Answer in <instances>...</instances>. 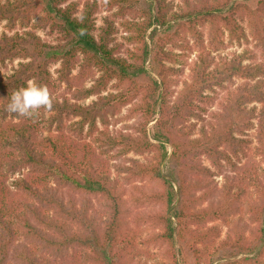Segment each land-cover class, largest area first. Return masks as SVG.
<instances>
[{"label": "trees", "instance_id": "obj_1", "mask_svg": "<svg viewBox=\"0 0 264 264\" xmlns=\"http://www.w3.org/2000/svg\"><path fill=\"white\" fill-rule=\"evenodd\" d=\"M150 1L145 7V0H0V23L22 29L0 35V71L8 60L22 59L0 81V264L11 251L25 264H42L34 249L17 248L22 235L61 256L82 249L95 264H133L127 252L133 254L137 231H131L142 226L153 230L145 241L165 247L170 259L156 264H179L182 249L198 261L210 249L255 252L227 264H264V0L255 7L181 0L178 11L175 0ZM101 7L116 8L112 16L123 19L132 45L127 55L112 17L97 27ZM203 24L210 46L198 30ZM39 30L58 33L61 42L44 43ZM225 31L231 42L251 38L256 53L213 55L209 47L224 45ZM187 36L193 46L184 44ZM176 47L197 51L183 80L187 63ZM52 63H60L56 79ZM111 83L117 90L103 94ZM217 91L223 92L218 109L205 118L202 110L218 100L210 94ZM91 96L96 99L82 103ZM125 106L124 117L140 121L131 132H112L110 118ZM192 118L204 123L198 127ZM169 147L173 180L163 173ZM113 152L125 161L110 164L104 157ZM22 169L28 172L12 181V191L8 175ZM244 213L256 224L252 239L233 219ZM218 221L229 225L224 238Z\"/></svg>", "mask_w": 264, "mask_h": 264}, {"label": "rangeland", "instance_id": "obj_2", "mask_svg": "<svg viewBox=\"0 0 264 264\" xmlns=\"http://www.w3.org/2000/svg\"><path fill=\"white\" fill-rule=\"evenodd\" d=\"M2 1H4V0H2ZM98 1L100 3H102L104 0H98ZM239 1L249 3L253 7H255L257 2H258V0H239ZM150 2H151L150 0H145V3H144L145 7L147 6L146 4H148ZM183 5H184V3L181 0H175L173 3V11L180 10L183 7ZM115 10H116V8H114L111 11H108L104 7H101L99 12L96 15V19H97L96 22H97V27H100L103 25L104 18L106 16H110L114 19V21L116 22L115 25L117 28V33L115 35L116 42L123 44L122 55L124 56V55H127V49L132 48V45L129 44L125 38L127 33L124 31L123 27L121 26V22L123 21V19L119 18V17L112 16V13ZM6 24H7L6 21H3L0 23V35L5 33V32L10 34V35L14 34L15 32H22V29H20L18 26L16 28H14L13 30H9L6 27ZM242 24L245 27L246 32L249 33V28L247 26V22H243ZM198 30H199V32H201L205 44L210 46L209 45V33H208L209 28H208V25L207 24L199 25ZM150 32H151V30H149L147 35L150 34ZM37 33L42 38L43 42L46 44L56 45V44H59L61 42L59 40L60 35L56 32H50L48 30H39ZM187 34H189V33H186L185 35H187ZM187 37L188 38L186 39L184 44L186 45L188 43L189 46H193L194 38L191 36H187ZM249 39L250 40H248V42L244 41L242 44H239L237 42H231V41H229V38H228V32L225 31L224 35L222 36V39H221L224 42V45H219V46L213 45L212 47H214V48L209 47V49H211L213 51V55H216L218 53H222L223 55H227L228 57H231L233 53H241V52L245 51L246 48H250L254 51V53H256V50H255L256 48H255L254 42H252L251 38H249ZM216 48H218V49H216ZM175 50L178 53L183 52L184 55L181 56L180 59L182 60V62L187 63V65L184 69V74L182 75V80H183L189 74V67L197 59V51L196 50L190 51V49H187V51H182L178 47H176ZM21 61H22L21 58H17L14 60H8L1 67L0 81L5 79L8 75H10L13 72V70L16 67H18V65ZM248 62H250V61H248ZM59 67H60V63H54V64L52 63L49 66L53 79L57 78V76H58L57 70ZM147 67L150 70L152 77L159 80V78L154 74L153 66L150 64V62L147 63ZM78 74H79V66H77L76 69L73 70V75H78ZM237 82L239 83L240 80H237ZM91 84H92L91 81H87L85 83V86L89 87ZM181 86L182 85L178 86L176 88V90H179L181 88ZM64 88H65V86L63 87V89ZM116 90L117 89L114 86V83H111L108 87V90L106 92H103V94H107L108 92H115ZM210 94L212 96L218 97V100H216V102L214 104L206 106V109H204V111L202 110L203 117H205V118L209 117L210 112L218 109L217 103H218L219 99L222 97L223 92H221V91H217L215 93L210 92ZM95 99H96V96H91L90 98L82 101V103L87 105V104H90ZM129 107L130 106H125L122 109L120 115H117L116 117L110 118L111 124L109 126V129L112 132H115L118 130L131 132V131H133V129H131L129 126H132L133 124L135 125L136 123H138L140 121V119L137 117L136 118L135 117L130 118V119H126L124 117L127 114ZM202 119L192 118L189 123H196L198 125V127H200L204 123V121ZM154 124H155V121L151 122L149 124V127H148L150 138H152V136L154 135ZM100 128H103V126L100 125ZM254 135H255V130L253 129L249 132V137L255 143L256 139H255ZM171 152H172V149L169 147L168 148V157H167V159L163 165V173H164V175L167 176L168 179L173 180L174 177H173V174H171V170H173V168H172V165L170 162ZM113 154H116V152H113L112 154H108L104 157L107 161L110 162V164H113L116 162L118 163L120 161L121 162L125 161L124 157H120V158L115 159V157L112 156ZM127 156L131 157V158L139 159L140 161H143V162H147L151 159V154L140 155V154L130 153ZM253 159L257 160V158H253ZM202 160H203V162H205L206 165H210L209 161L206 158H202ZM244 163H246V160H242L240 165H243ZM27 172H28L27 169H22V170H17L14 173H9L8 179H7V185L10 186L12 191H16V189L12 185V181L15 179H18V178H22L23 176H25V174ZM113 176H116V172L114 171V169H113ZM215 180L220 187L224 182V177H223V175H218ZM94 205H95V210H97L99 215H102L105 213V209H104L102 203L100 202V200L97 199L95 201ZM178 205H179V202H177L175 204L176 208ZM206 205H208V201L202 204V206H206ZM173 211L174 210H172L170 213H172ZM133 215H134V212L132 213V218H133ZM233 219L235 221L236 220L238 221L239 226H241V227L243 226L247 229L248 238L252 239L253 236L251 233L255 230L256 224L252 223L251 216L249 214L244 213V216H236V217H233ZM216 224L223 227L221 238H224L226 236V234L228 233L229 225L225 224L222 221H218ZM209 225H212V223ZM134 232H136V239H135L136 245L133 249V254L130 255L131 252H127V254H128L127 256L129 258H132V256H134L133 264H156V263L169 262L170 261V259L168 257H166V255H165V250H166L165 247L153 246L151 244H148L145 241L148 239L149 234L153 233V230L150 227L142 226V228H138V229L136 228L133 231H131V234L133 235ZM21 245L26 246L28 249H34L36 252L37 259L42 264H95L93 261H90L87 258L88 257V255H87L88 251H84L82 249L70 250L64 256H61V255H58L57 253H54V252L42 247V244L38 240H36V242H32V240H29L24 235L19 237L17 244H16L18 249H22ZM176 247L178 249L179 245H176ZM254 255H255V252H253L252 254L251 253H236V252L230 251V250L214 253L213 249H210L209 251H205V255H203L202 259L200 261H198L192 252H189L185 249H182V251L178 254V257H179V264H227L229 262L241 260L245 257H251ZM5 260H6L5 264H25L24 262L20 261L18 258L15 257V251H11L10 255Z\"/></svg>", "mask_w": 264, "mask_h": 264}]
</instances>
